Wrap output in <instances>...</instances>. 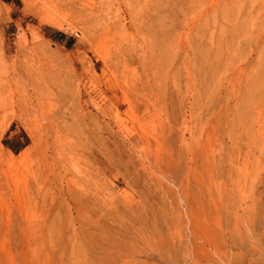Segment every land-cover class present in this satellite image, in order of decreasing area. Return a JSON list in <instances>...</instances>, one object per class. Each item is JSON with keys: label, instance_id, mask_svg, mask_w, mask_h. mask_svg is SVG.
Here are the masks:
<instances>
[{"label": "rangeland", "instance_id": "1", "mask_svg": "<svg viewBox=\"0 0 264 264\" xmlns=\"http://www.w3.org/2000/svg\"><path fill=\"white\" fill-rule=\"evenodd\" d=\"M245 198L264 0H0V264H264Z\"/></svg>", "mask_w": 264, "mask_h": 264}, {"label": "bare ground", "instance_id": "2", "mask_svg": "<svg viewBox=\"0 0 264 264\" xmlns=\"http://www.w3.org/2000/svg\"><path fill=\"white\" fill-rule=\"evenodd\" d=\"M247 184V183H246ZM249 186V185H248ZM250 187V186H249ZM240 189V188H239ZM246 189V188H245ZM249 190V189H247ZM249 192V191H248ZM240 194V192H239ZM238 194V195H239ZM243 195V194H242ZM252 196V195H250ZM243 198V197H241ZM237 202H239V199L237 200ZM250 200L249 198H245L244 200L240 201L236 207V211L232 214V219H233V233L236 232V235H234V239L230 241V244H234L237 239L238 240H242L241 244L243 243H247L245 245H250L252 246L253 248H256L257 249H262L264 250V247H262V245H264V232L261 233L260 237L255 239L253 234H252V229H253V224H254V220L252 217H254L255 215L257 216V214L253 215L252 216V212L254 211H251V204H250ZM237 204V203H236ZM235 204V206H236ZM261 207V206H260ZM228 215L231 216V214L228 213ZM227 220V219H226ZM254 238V240L251 238ZM235 241V242H234ZM239 242V241H238ZM229 244V246H230ZM240 245V244H239ZM241 246V245H240ZM231 251V250H230ZM249 251V250H247ZM255 251V250H254ZM258 251V250H257ZM255 251V253L257 252ZM242 252V251H240ZM259 253V251H258ZM237 255V253H235ZM244 254V253H242ZM241 254V255H242ZM234 255V254H233ZM264 255V254H262ZM231 257V256H230ZM239 257V256H238ZM262 257V256H261ZM237 258V257H235ZM254 258V257H253ZM252 258V260H253ZM230 259V258H228ZM239 259H241V256L239 257ZM227 260V259H226ZM235 261V260H234ZM242 261V260H241ZM224 263V262H223ZM230 263V262H229ZM256 263V262H255ZM231 264V263H230ZM258 264V262H257ZM260 264V263H259Z\"/></svg>", "mask_w": 264, "mask_h": 264}]
</instances>
